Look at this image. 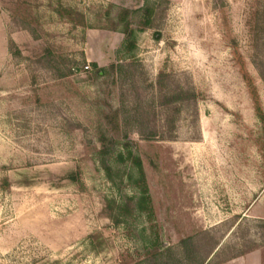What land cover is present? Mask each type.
Segmentation results:
<instances>
[{"label": "rangeland", "instance_id": "rangeland-1", "mask_svg": "<svg viewBox=\"0 0 264 264\" xmlns=\"http://www.w3.org/2000/svg\"><path fill=\"white\" fill-rule=\"evenodd\" d=\"M148 1L0 0V264H264V0Z\"/></svg>", "mask_w": 264, "mask_h": 264}, {"label": "trees", "instance_id": "trees-1", "mask_svg": "<svg viewBox=\"0 0 264 264\" xmlns=\"http://www.w3.org/2000/svg\"><path fill=\"white\" fill-rule=\"evenodd\" d=\"M155 1H161V0H155ZM167 1V0H166ZM141 11L143 12L142 13V18L143 20L146 19V22H143V24L147 25L148 27H150L151 23L149 22V18H150V15L152 14V9H151V6H150V3L148 0H145V5L143 6V8L141 9ZM182 90H177L175 91L174 93V96L172 97V102L174 103H179V102H183V101H195V98H196V95L194 92H191L190 96L187 97V98H183L182 97ZM150 135H154L153 133H151ZM198 239L196 236H190V237H187L185 239H182L180 241V246L182 247V249H186L187 251H192V248L195 247L197 248L198 247ZM218 245L217 242L214 243V246H212V248H210V250L207 252V254L203 257H198L197 256V252H194V254H196L194 257H187V262L186 264H210L212 259L214 258L215 260H219V263H223L229 259H232V258H235L237 257L238 255L240 254H235L234 256H231L230 258H226L224 260H220L218 259L219 256H220V253L221 251L220 250H217L214 254H213V257L211 259L208 260L209 256L211 255V253H213L215 247ZM170 252V249H167V250H164V251H156L152 257H148L146 258L145 260H143L141 263L142 264H171V262L169 261H166V256H169V255H166V253ZM213 259V260H214ZM175 263L174 264H183L181 263V260H179L178 258L175 259L174 261ZM185 264V263H184Z\"/></svg>", "mask_w": 264, "mask_h": 264}, {"label": "built area", "instance_id": "built-area-1", "mask_svg": "<svg viewBox=\"0 0 264 264\" xmlns=\"http://www.w3.org/2000/svg\"><path fill=\"white\" fill-rule=\"evenodd\" d=\"M85 68H88V67H85Z\"/></svg>", "mask_w": 264, "mask_h": 264}]
</instances>
